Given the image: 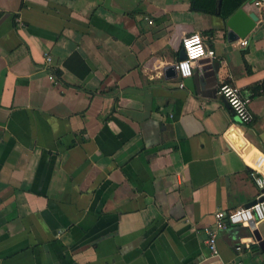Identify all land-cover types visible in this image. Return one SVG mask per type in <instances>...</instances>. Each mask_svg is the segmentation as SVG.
I'll list each match as a JSON object with an SVG mask.
<instances>
[{"label": "crops", "instance_id": "1", "mask_svg": "<svg viewBox=\"0 0 264 264\" xmlns=\"http://www.w3.org/2000/svg\"><path fill=\"white\" fill-rule=\"evenodd\" d=\"M220 7L0 0V264H264V221L220 231L219 258L205 244L215 213L256 200L246 160L264 154V15L241 6L258 22L239 46ZM191 34L219 70L200 61L179 88L165 70Z\"/></svg>", "mask_w": 264, "mask_h": 264}, {"label": "built area", "instance_id": "2", "mask_svg": "<svg viewBox=\"0 0 264 264\" xmlns=\"http://www.w3.org/2000/svg\"><path fill=\"white\" fill-rule=\"evenodd\" d=\"M247 3V2H246ZM248 3H253V5L264 15V0H252ZM199 36V46L203 51V55L192 59L189 56L188 49L186 47V41L191 40L193 37ZM237 44L239 46H246L247 41L245 39L238 40ZM196 47V44L192 45ZM182 52L184 53V58L179 60L175 65V70L180 78L179 88L184 87V80L190 78L193 73V66L200 61L205 59H214V52L211 50H206L203 44L202 37L199 34H191L185 36L181 40ZM211 53V54H210ZM51 57L45 56V63L49 66L48 69V79L49 81L56 83L55 70L50 67ZM183 64H187V74H185V69ZM262 90L264 92V83L262 84ZM218 95L224 100L232 115L237 119L238 123L243 126H247L252 122V114L249 110V99L241 96L238 88L231 86L226 83L219 84L217 88ZM247 166L252 171L251 178L254 186L258 190V196L256 197L255 203L248 207L238 208L232 212H222L219 211L214 215V224L212 228L205 230V244L209 252L210 258H219V250L217 248V237L218 233L228 227H249L252 223L253 225L258 222L264 221V176H258L264 168V154L258 151H252L251 155L247 157ZM247 248L248 245L246 244ZM233 264H244L243 262H235Z\"/></svg>", "mask_w": 264, "mask_h": 264}, {"label": "water", "instance_id": "3", "mask_svg": "<svg viewBox=\"0 0 264 264\" xmlns=\"http://www.w3.org/2000/svg\"><path fill=\"white\" fill-rule=\"evenodd\" d=\"M257 22H258V17L255 13L247 14L244 12L243 7L239 8L236 12H234L227 19V22H226L227 27L229 29V32L227 34L228 43H234L239 39H245L251 33V31L255 28ZM181 55L182 57L180 58V60L184 58V53L182 52ZM203 62L206 64H209L208 65L209 67L207 69L211 70L213 73L219 70V64L217 63L212 64V61L209 59H205L203 60ZM165 75L167 77L176 75L175 65L168 66V68L165 70ZM193 81H195L194 77L187 78L184 80V83L187 86L191 87V83ZM229 137L233 140L234 144L236 145L238 149L243 147L244 141L238 136V134L236 133L234 129H232L229 132ZM254 203L255 201L249 204H246L245 208L252 206ZM250 226H253V223ZM252 236L259 243L260 238L257 235V233L256 232L252 233Z\"/></svg>", "mask_w": 264, "mask_h": 264}, {"label": "trees", "instance_id": "4", "mask_svg": "<svg viewBox=\"0 0 264 264\" xmlns=\"http://www.w3.org/2000/svg\"><path fill=\"white\" fill-rule=\"evenodd\" d=\"M252 0H221V7L219 16L226 20L234 12H236L241 6ZM191 9L195 11H201L206 13L216 12L217 0H190ZM263 88V87H260Z\"/></svg>", "mask_w": 264, "mask_h": 264}, {"label": "clouds", "instance_id": "5", "mask_svg": "<svg viewBox=\"0 0 264 264\" xmlns=\"http://www.w3.org/2000/svg\"><path fill=\"white\" fill-rule=\"evenodd\" d=\"M185 43H186V47L188 49L190 58L196 59L197 57H200L203 55V51L201 47L199 46V36H195L191 40L186 41ZM193 44H196L197 46L193 47L192 46ZM183 68L185 69V74H187L188 65L183 64Z\"/></svg>", "mask_w": 264, "mask_h": 264}]
</instances>
